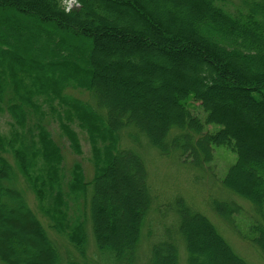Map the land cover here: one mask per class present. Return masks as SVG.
Listing matches in <instances>:
<instances>
[{
  "label": "trees",
  "instance_id": "obj_1",
  "mask_svg": "<svg viewBox=\"0 0 264 264\" xmlns=\"http://www.w3.org/2000/svg\"><path fill=\"white\" fill-rule=\"evenodd\" d=\"M66 1L0 0V111L9 127L0 134V263L61 264L18 174L50 229L81 258L87 220L70 219L69 210L83 201L99 260L109 261L101 263L143 264L137 246L152 201L141 139L198 169L215 147L233 150L237 161L221 185L251 205L250 242L264 258V0H238L231 10L215 0H72L69 11ZM50 118L75 153L73 126L85 133L91 181L79 163L65 173ZM205 124L220 128L205 132ZM124 132L136 149L122 146ZM212 210L230 226L241 208L214 201ZM177 213L187 264H248L204 215L182 200ZM165 234L148 264H177Z\"/></svg>",
  "mask_w": 264,
  "mask_h": 264
},
{
  "label": "rangeland",
  "instance_id": "obj_2",
  "mask_svg": "<svg viewBox=\"0 0 264 264\" xmlns=\"http://www.w3.org/2000/svg\"><path fill=\"white\" fill-rule=\"evenodd\" d=\"M70 1V0H69ZM66 1V11L74 9L77 5L74 1ZM219 5L233 9L237 5L238 0H215ZM68 8V9H67ZM69 94L89 101L87 93L69 90ZM187 109L192 115L198 117L202 122L205 120V114L200 105L192 100L186 103ZM8 118L0 111V134L6 135L9 131L7 125ZM220 128L216 124H205L204 131L216 132ZM79 138L80 152L75 153L69 147L68 141L61 135L58 125L50 118L48 121V130L52 139L61 147L63 154V169L68 175L69 171L75 163H79L84 173L86 182L91 181L93 177V167L90 161V147L85 133L81 132L76 126H73ZM125 132L122 136L123 147L137 146L131 144L128 137L126 139ZM141 141V149L137 148L143 159L146 173L147 185L152 204L151 211L146 216L141 228L140 240L137 246V255L139 262L145 264L150 257L151 245L159 241L168 229L169 234L174 239L177 249V264H187L186 251L182 239L178 236V213L177 206L179 201L190 208L193 212L204 215L217 229L219 234L227 241L232 250L248 264H264V258L256 247L250 242L253 235L250 233V226L253 219L251 205L245 200L235 196L231 192L225 190L221 181L225 177L229 167L237 161V155L230 148L215 147L213 150V160L203 169L193 167L189 162L182 161L178 153H170L167 156H161L158 152L146 145L143 139ZM7 160L13 165L15 171V160L12 155H7ZM19 188L22 190L27 205L40 220L48 236L56 245L61 257V264H67L71 261L74 264H102L109 262L105 257H101V261L96 252L95 242L92 233V225L88 208H84V202L81 201L79 207L70 203L69 216L70 219L77 215L83 216L86 233V252L84 259L68 244L61 236L57 235L50 229V221L41 216L38 211V204L32 191L25 184L23 178L16 174ZM92 194V187H89L88 199ZM214 201H228L241 208L239 212L232 215L230 226L219 218L212 210ZM84 212V213H83ZM148 232L151 233L148 238ZM165 234V235H164ZM68 257H71L70 259ZM148 259V260H147ZM2 264V263H0Z\"/></svg>",
  "mask_w": 264,
  "mask_h": 264
}]
</instances>
